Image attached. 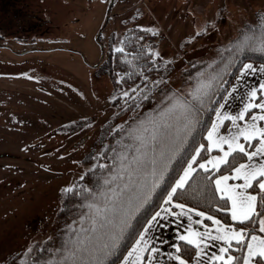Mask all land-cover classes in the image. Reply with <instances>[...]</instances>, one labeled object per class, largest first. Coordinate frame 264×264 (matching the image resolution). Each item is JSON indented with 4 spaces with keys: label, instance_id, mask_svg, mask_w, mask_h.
I'll return each instance as SVG.
<instances>
[{
    "label": "rangeland",
    "instance_id": "1",
    "mask_svg": "<svg viewBox=\"0 0 264 264\" xmlns=\"http://www.w3.org/2000/svg\"><path fill=\"white\" fill-rule=\"evenodd\" d=\"M258 12L264 0H0V264L52 235L64 189L123 120L105 67L129 29L155 34L178 88L189 60L215 55Z\"/></svg>",
    "mask_w": 264,
    "mask_h": 264
},
{
    "label": "snow or ice",
    "instance_id": "2",
    "mask_svg": "<svg viewBox=\"0 0 264 264\" xmlns=\"http://www.w3.org/2000/svg\"><path fill=\"white\" fill-rule=\"evenodd\" d=\"M256 15L257 23L243 26L235 39L221 46L216 57L189 76L191 82L183 89L172 88L169 91V86L165 85V94L156 109L126 133L133 140L128 147L135 148L131 154L122 150L118 157L119 175L124 176V169H127V181L118 188H101L97 192L91 188L87 190L84 198L92 214L89 218L92 231L81 230L75 236L67 237L65 245L58 250L61 254L55 259L49 258L47 264H115L111 258L122 247H127L125 241L130 236L135 238V242L123 255L120 264H145V261L147 264H158L157 257L161 253L152 246L150 232L159 226V218L178 215L166 207L169 203L185 213L189 223L187 229L177 236V242L167 253L170 259L164 264H264V79L244 84V77L249 72L264 73V64L257 69L248 60L250 52H258L260 58L264 59V12ZM151 30L156 31L154 28ZM204 30V27L198 29L200 32ZM126 42V38L122 39L116 50L123 52ZM147 51L151 61L155 62L154 67H165L167 61L157 59L161 56L159 51L152 47H148ZM122 58L132 63L126 56ZM234 67L240 75H236ZM137 69L143 72L139 65ZM228 73L237 80L230 88L225 86L224 81ZM164 75H167L166 70ZM143 79L148 80V77L143 76ZM163 82L164 76H158L150 86H137V89L130 91L135 92L136 101L142 98L147 100L152 97L145 93L158 89ZM237 92L240 93L241 103L233 114L226 109V101L237 98ZM121 95L127 97L129 92H121ZM257 96H260L258 102ZM250 109L251 118L246 119ZM209 112H214L215 116L205 120L201 113ZM225 120L230 121L228 130L221 132ZM209 123L210 127L207 126ZM198 131L206 136L205 142L195 140ZM202 150L207 153L218 150L219 154H209L205 158ZM173 161L180 164L182 171L176 169ZM198 170L202 174V181L212 183V192L218 193L223 200L224 207L220 211L225 216L230 214L233 222H246L248 227L225 224L207 211L189 208L188 204L178 203L174 199L180 190L187 191L186 185L195 179L193 174ZM173 172L174 182L166 180V177H173ZM212 172L216 174L213 176ZM229 180L242 182L229 183ZM108 183L111 181L105 180V184ZM70 187L75 188V185ZM158 189L161 190L159 194L163 203L150 218H146L141 230L136 223L137 213L151 202ZM100 197L103 203H100ZM216 206L219 207V204ZM197 212L200 217H209L213 222L211 226L204 225L203 231L192 227L191 213ZM85 219L81 217L82 222ZM197 223L204 224V221L201 219ZM257 224L262 233L260 235L257 234ZM164 227H167L166 221ZM180 241L186 243L182 245ZM213 242L218 247L216 253L206 251ZM192 246L194 256L191 254ZM233 247L240 252L239 256L232 254L230 249ZM30 252L29 248L25 256ZM21 264L25 262L22 260ZM27 264L35 262L27 261Z\"/></svg>",
    "mask_w": 264,
    "mask_h": 264
},
{
    "label": "trees",
    "instance_id": "3",
    "mask_svg": "<svg viewBox=\"0 0 264 264\" xmlns=\"http://www.w3.org/2000/svg\"><path fill=\"white\" fill-rule=\"evenodd\" d=\"M255 24L256 23H248L247 25L251 26ZM25 27L29 26L26 25ZM241 29L242 27L224 45H226L230 40L235 39ZM13 34H15L16 37L25 36V34L19 33L17 31L15 32V30L13 31ZM27 35L28 36L26 39H29V34ZM125 38L127 42L125 44L124 51L120 52L116 49L111 50L109 52L105 67L106 73L112 85L113 97H115V99H111V103L118 108V114L122 113L124 118L122 121H119V123H114L107 128L98 153L87 157L83 161L85 164L83 173L70 185H75V188H71L69 186L66 188L67 191L64 189L60 206L56 213V224L52 235L44 238L43 240L32 242V244L29 246L31 249L30 254L25 256V250L22 256L18 259L17 264H21L22 260L25 262V264H27V261H33L35 264H41V262H43V264H47L49 258L55 259L61 254L58 252V250L65 245L67 237L75 236V234L81 230L85 232L92 231L89 219L92 214L89 212L87 200L84 198V194L87 193L89 188H91L93 192H97L101 188H112L114 186L118 188L127 181V169H124V176L119 175V171L121 169L118 157L122 150L131 154L135 152V148L128 147L129 145L133 144V140L127 136L126 133H128L130 129L135 126V124L143 121L145 117L149 115V113L156 109L157 105L160 103V99L165 94L163 91L165 85L169 86V91L172 88H177L172 87L164 79V82L159 85L158 89L151 93H145L146 96L150 95L152 98L147 100L142 98L136 101L135 92L130 90L137 89V86L138 88L150 86L151 82L158 76H164V67H154L155 62L151 61V57L147 51L150 43L155 39V34L149 33V31L146 29L134 27L129 29L123 35L122 39ZM220 49L221 47L218 48L215 55L208 58L198 57L192 61L189 60L186 63L187 66L183 68L179 74L181 79L183 77V79L187 80L185 82L186 84H180L178 89H183L188 83H190L191 81H189V76L194 75L195 71H199L201 67H205L206 62L216 57ZM125 56L132 61L131 64L128 62V60L122 58ZM260 56L261 54L258 52H250L248 54V60L255 63H264V59H261ZM157 59L162 62L160 58ZM137 65L143 69L142 73L137 69ZM234 71L237 74L238 69L234 67ZM143 76H147L148 80H144ZM234 77L235 76H233L231 73H228L224 76L226 87L230 86ZM124 91L129 92L127 97L121 95V92ZM201 115L205 117V120H210L213 118L214 112H209L207 114L201 113ZM117 125H120V127L118 128ZM209 125L210 123L207 126L209 127ZM204 131H206V128ZM205 139V136H203L202 133L198 131L195 140L202 143L206 141ZM159 146L160 145L158 143L157 148H159ZM247 146L251 147L252 145L248 144ZM202 153L204 157L209 154L207 152H203V150ZM183 162L184 161L181 163ZM173 164L176 165L177 170H182L180 164H178L176 161H173ZM93 165H96V167H93ZM225 170L227 171V169ZM215 174V172H212L213 176ZM220 174H223V172ZM193 175L195 179L190 178L191 183L186 185L187 191L180 190L178 195H174V199L178 203H185L188 204L189 207H197L201 211H207L210 216H217V218L225 224L231 223L234 226L239 227L249 226L246 224V222L231 221L230 214L225 216V214L220 211V208L224 207L223 200L220 198L218 193L212 192L214 185L212 183H204L202 181V174L199 173V170L198 173H194ZM174 176L175 172H173V177H166V180L174 182ZM105 180H110L111 183L105 184ZM160 191L161 190L158 189L151 202L149 204H145L143 209H141V212L137 213L138 220L136 223L137 227L141 228V230L142 224L146 223V218H150L163 201L162 196L159 194ZM99 201L100 203H103V198L100 197ZM217 203L219 204V207L216 206ZM81 217H85L86 219L82 222ZM209 221L210 220L206 218V222L208 223ZM134 241L135 238L133 236H130L129 239L125 241L127 247H122L121 251L117 253L116 256L111 258L115 264H117L122 259L123 255ZM180 243L183 245L186 242L180 241ZM230 251L233 255H240V252L237 251L235 247L231 248ZM194 252V246H192L191 254L193 255ZM217 264H219V262H217Z\"/></svg>",
    "mask_w": 264,
    "mask_h": 264
},
{
    "label": "crops",
    "instance_id": "4",
    "mask_svg": "<svg viewBox=\"0 0 264 264\" xmlns=\"http://www.w3.org/2000/svg\"><path fill=\"white\" fill-rule=\"evenodd\" d=\"M246 62H248V61H246ZM252 63L254 64V67H257V69L259 68V66L261 64H264V63H261V62H257V63L252 62ZM236 75L237 76L240 75L239 71L237 72ZM261 79H264V73H260L259 71H257L255 74H253V73L249 72L244 77V84H253L254 82H259ZM234 83H237V80H236L235 77H234V79H233L231 84H234ZM231 84H230L229 88L231 87ZM243 86L244 85L242 84L241 88H243ZM239 96H240V93L237 92L236 93V97L237 98L229 99L228 101H226V109L228 111L233 112V114L235 113L236 110H238V107L240 106L241 101L239 100ZM259 99H260V96H257V98H256L257 102L259 101ZM251 111L252 110L250 109L249 110V114L246 115V119H250L251 118L250 117ZM214 116H215V113L213 115V118H214ZM229 123H230L229 120H225L224 124L221 125L220 131L221 132H227V130H228L227 126H228ZM210 126L211 125H209V127ZM205 138H206V136H205ZM209 154L216 155V154H219V151L218 150H212V152L209 153ZM207 156L205 158H207ZM221 175H223V174H221ZM241 182H242V180H229V183H241ZM162 203H163V201H162ZM166 207H170L173 211L177 212L178 215L176 217H172L171 215H166L165 217L159 218V220H158V225L159 226L156 227L155 229H153L150 232V235L153 237V245L152 246L157 247L159 252L161 253V255L157 257L158 264H164V261L170 259L167 256L168 251L172 250V245L177 242V236L180 235L181 232H183V231H185L187 229L188 223H189L188 216L185 213H182L180 211V209H178L176 207L175 204L169 203V204L166 205ZM189 208H191V207H189ZM158 209H159V207H158ZM262 214H264V213H262ZM191 216H192V220H193L192 227L198 228L201 231L204 230V225L211 226L212 223H213L209 219V217H200L198 212L197 213H191ZM206 218H208L210 220L208 223L206 222ZM201 219H203L204 224L197 223V221H199ZM165 221L167 222V227H164ZM212 231H215V229H212ZM257 234L258 235L262 234L259 231L258 224H257ZM206 251H208L210 253L218 252V247H217L216 243L213 242V243L209 244L208 248L206 249ZM126 253H127V251H126ZM194 254H195V252L193 253V256H194ZM122 259H123V257H122ZM210 259H211V255H209V260ZM117 264H120V261ZM145 264H147V261H145ZM176 264H178V262H176Z\"/></svg>",
    "mask_w": 264,
    "mask_h": 264
}]
</instances>
